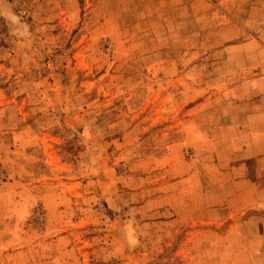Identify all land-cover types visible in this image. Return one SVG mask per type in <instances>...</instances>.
<instances>
[{"label": "rangeland", "instance_id": "374dc122", "mask_svg": "<svg viewBox=\"0 0 264 264\" xmlns=\"http://www.w3.org/2000/svg\"><path fill=\"white\" fill-rule=\"evenodd\" d=\"M263 151L264 0H0V264H264Z\"/></svg>", "mask_w": 264, "mask_h": 264}, {"label": "crops", "instance_id": "0c3cea01", "mask_svg": "<svg viewBox=\"0 0 264 264\" xmlns=\"http://www.w3.org/2000/svg\"><path fill=\"white\" fill-rule=\"evenodd\" d=\"M255 115H257V114H255ZM248 133H250V132H247V135H248ZM245 151V150H244ZM250 151V150H249ZM258 154H260V155H258V160H259V162L257 163V165H261V166H264V162L263 161H261L263 158H264V151L263 152H258Z\"/></svg>", "mask_w": 264, "mask_h": 264}]
</instances>
